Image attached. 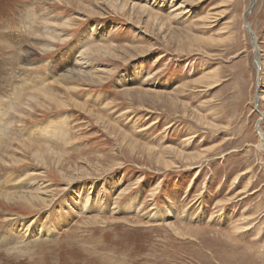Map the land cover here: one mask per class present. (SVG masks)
<instances>
[{"label": "rangeland", "instance_id": "obj_1", "mask_svg": "<svg viewBox=\"0 0 264 264\" xmlns=\"http://www.w3.org/2000/svg\"><path fill=\"white\" fill-rule=\"evenodd\" d=\"M0 39V188L44 199L0 264H264V0H0Z\"/></svg>", "mask_w": 264, "mask_h": 264}, {"label": "bare ground", "instance_id": "obj_2", "mask_svg": "<svg viewBox=\"0 0 264 264\" xmlns=\"http://www.w3.org/2000/svg\"><path fill=\"white\" fill-rule=\"evenodd\" d=\"M116 2V0H113V3H115ZM123 4H125V3H122L121 4V7H120V9L122 10V8H123ZM70 5V4H69ZM127 5V4H126ZM125 6V5H124ZM141 11H143V14L144 13H147L148 14V11L144 8V7H140L139 8ZM180 7H176V8H174V10L173 11H176L177 12V14L179 15V12H180ZM173 11H171V12H173ZM150 14H152L151 12H149ZM80 15V14H79ZM155 16V15H154ZM177 16V15H176ZM70 21V20H69ZM69 21H67L66 23H65V26H66V28H69L70 26H71V23H69ZM138 26L140 25V24H137ZM44 27H45V29H46V31H49V30H54L55 31V33H56V35H49L48 33L47 34H39V35H37V32H36V35L37 36H34L33 37V39H32V41H34V42H30L22 51V53L18 56V58L20 57V56H23V55H28L29 53H31L32 51H38V52H43V53H46V52H49V51H51L50 49H51V47H53V45L51 44H48V42L46 41V40H48V41H50V42H52V43H55V42H58V43H62V42H64L66 39H67V35H64L62 38H60V36H62L63 35V30L61 29V28H59V27H56L55 26V24H53V23H46L45 25H44ZM246 27H247V25H246ZM59 29H61L60 31H57V30H59ZM247 29H248V27H247ZM28 34V33H27ZM94 36L93 35H90V37H89V39H87V41H85V42H83L82 44H79V46L77 47L78 48V52H79V54H80V56L81 57H83V54H86L87 52H90L91 51V47H90V44L92 43V41L90 42V40L93 38ZM89 40V41H88ZM2 40L0 39V42H1ZM3 42V41H2ZM89 43V44H88ZM1 45L3 44V43H0ZM99 46H101V45H98V47L96 46L94 49H95V51L96 52H99L100 51V49L102 48H100ZM9 48V47H8ZM91 48V49H90ZM10 50V49H9ZM17 50H19V47H18V49ZM93 50V49H92ZM92 52H94V51H92ZM19 54V53H18ZM12 55V54H11ZM72 64H75L74 66H78L79 64H80V61H78V62H72V63H70V64H68V65H71L72 66ZM71 69V68H70ZM74 69H76V68H74ZM68 71V70H67ZM71 72V71H70ZM72 73H74L73 71H72ZM67 74V73H66ZM68 75V74H67ZM66 76V75H65ZM40 80L39 79H37V82H39ZM32 93V92H31ZM17 96H18V94H17ZM26 96H28V95H26ZM25 98V97H24ZM259 98H261L262 100H264V94H262L261 95V97H259ZM29 99H31V100H34V101H36L37 99H36V97L34 96V95H32L31 97H28L27 98V100H29ZM57 99V98H56ZM60 100V99H59ZM55 97H53V96H50L49 97V99H48V102L49 103H51V102H53V103H55ZM58 102H60V101H58ZM57 101H56V104H55V106H64V107H66V103H64L63 101H62V103H58ZM25 105H28L27 103H25ZM44 105L42 104V107H43ZM12 108V107H11ZM1 119V118H0ZM7 121V120H6ZM1 122H2V120H1ZM57 123V122H56ZM55 123V124H56ZM60 124V123H59ZM55 126H58V125H55ZM59 127V126H58ZM58 128H56V130H57ZM51 131H55L54 130V128L53 127H51ZM59 132V129H58V131H57V133ZM10 133V132H9ZM259 134H260V137H264L263 135V133L261 132V131H259ZM16 135V134H15ZM1 136V135H0ZM17 136V135H16ZM2 137V136H1ZM262 138H260L261 139V142H263V139ZM17 139V138H16ZM15 142V141H14ZM8 148V147H7ZM48 152L50 151V149H48L47 150ZM32 157L34 158V160L36 161V162H43V157H44V154L40 151V150H36L35 152H33L32 153ZM50 157V156H49ZM51 158H53L52 157V155H51ZM3 162H5V161H3ZM20 162L21 161H17V160H12V162H10V163H12V164H20ZM61 173V172H60ZM26 175H24V174H22V175H17V177H16V179H22V178H24ZM61 176V175H60ZM22 181V180H21ZM19 183L21 184V182L19 181ZM24 185V184H23ZM29 185H31V184H29ZM1 189V188H0ZM21 190V189H20ZM22 190H23V188H22ZM7 191V190H6ZM4 192V190L2 191V189L0 190V199H2L4 202H7V203H12V202H16V201H22L24 204H25V206L26 205H28L29 207H32V208H34V204H35V202H38V203H40V204H43V202H44V199L42 198V196L41 195H39V194H37V193H33L32 191H26V192H22L21 193V191H20V193H9V192ZM87 198V197H86ZM15 202H14V204H15ZM45 205H50V202H48V201H46V204ZM88 205V200L87 199H85L84 200V207H86ZM47 231H48V234L50 233L51 235L53 234H55V231H57V228H52L51 229V231H50V229H47ZM50 231V232H49ZM35 237H42V233L41 232H39L38 233V235H36ZM7 242V241H6ZM12 242V241H11Z\"/></svg>", "mask_w": 264, "mask_h": 264}]
</instances>
